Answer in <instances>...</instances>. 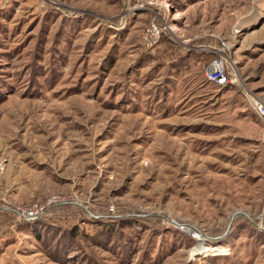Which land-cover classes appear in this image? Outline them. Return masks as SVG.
Returning a JSON list of instances; mask_svg holds the SVG:
<instances>
[{
    "label": "rangeland",
    "instance_id": "rangeland-1",
    "mask_svg": "<svg viewBox=\"0 0 264 264\" xmlns=\"http://www.w3.org/2000/svg\"><path fill=\"white\" fill-rule=\"evenodd\" d=\"M256 103L264 0H0V264H264Z\"/></svg>",
    "mask_w": 264,
    "mask_h": 264
},
{
    "label": "built area",
    "instance_id": "built-area-1",
    "mask_svg": "<svg viewBox=\"0 0 264 264\" xmlns=\"http://www.w3.org/2000/svg\"><path fill=\"white\" fill-rule=\"evenodd\" d=\"M225 68L226 67H224V63L222 60L214 59L210 63L209 68L206 71V77L208 81L213 82L217 85H226L228 83H232L231 80H228L225 75ZM254 108L256 111H258L259 115L264 118V106L256 103Z\"/></svg>",
    "mask_w": 264,
    "mask_h": 264
}]
</instances>
